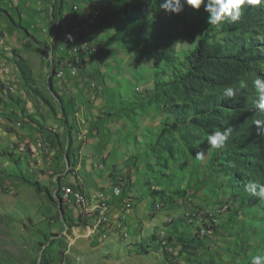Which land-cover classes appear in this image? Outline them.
I'll return each instance as SVG.
<instances>
[{
  "label": "rangeland",
  "instance_id": "obj_1",
  "mask_svg": "<svg viewBox=\"0 0 264 264\" xmlns=\"http://www.w3.org/2000/svg\"><path fill=\"white\" fill-rule=\"evenodd\" d=\"M116 1L104 0L103 9H115ZM72 2H0L44 43L43 47L26 44L25 30L14 32L0 16V46L4 47L0 54V264H250L252 255L264 254V200L234 187L218 162L211 167L214 149L201 130L189 127L192 137H200L189 148L181 140L186 130L175 128L170 107L139 106L154 83L169 81L182 71L185 57L210 26L208 14L186 4L179 15L166 13L159 1L148 9L155 20L150 33L125 14L113 30H89L83 51L93 54L77 61L90 78L86 85H78L66 35L49 34L53 7L68 14ZM100 16L99 9L89 11V26ZM225 36L218 29L213 41ZM256 39L264 49L260 32ZM14 51L27 61L40 94L25 83ZM50 61L57 67L54 86ZM94 71L102 72L103 79ZM257 71L264 74V62ZM97 84L102 94L94 91ZM67 90L79 107L72 132L76 155L71 162L66 159L68 132L60 100L67 99ZM108 106L107 111L124 110L127 116L105 122L100 135L90 137V122ZM21 113L25 119L12 115ZM161 136L170 139L173 156L152 151ZM197 151H204L203 160L195 157ZM130 162L133 173L127 188L132 206H127L115 197L114 184L125 177ZM29 175L47 192L26 184ZM60 181L62 188L83 186L87 205L76 208L83 213L61 203ZM155 194H160L159 200ZM113 206L124 215L113 217ZM125 211H130L127 217ZM70 216L83 217V224L70 227L65 221ZM174 222L187 247H182L176 234L168 244ZM198 234L207 235L203 244L191 243Z\"/></svg>",
  "mask_w": 264,
  "mask_h": 264
},
{
  "label": "trees",
  "instance_id": "obj_2",
  "mask_svg": "<svg viewBox=\"0 0 264 264\" xmlns=\"http://www.w3.org/2000/svg\"><path fill=\"white\" fill-rule=\"evenodd\" d=\"M159 1L162 0H118L116 1L115 9L105 11L102 6L104 0H73L71 11L68 14H65L64 11H61L56 6L53 7V20L49 34L55 38L60 36L65 38L66 32H71L78 24L87 22L89 11L94 9L101 11L99 20L84 29L83 33L81 32L77 35L75 43L69 45L71 56L73 57L71 65L76 70L78 68V71L74 75V78L80 81L78 85H86L87 80L90 78L87 72L81 69L80 63H77L78 59L86 60L89 55L93 54L92 50H89V52L83 51L84 43L89 41L87 32L95 28L103 32L108 28L113 30L117 20L122 14H125L127 18H132L146 32L150 33L154 30L155 20H152L148 9H152ZM0 2H3V0H0ZM202 7L200 10L204 11ZM0 16L6 19L9 27L14 32L21 33L23 29L25 30L28 35L25 37L23 35L26 44L43 47L44 43L37 40L21 23L15 21L10 9L0 7ZM150 19L152 20V24L150 23ZM64 28H66L65 31H63ZM218 29H222L226 33V36L223 40L213 41V33ZM259 32L263 35L264 40V3L259 6H246L241 18L235 23H223L218 26L210 25L205 27L197 43L185 57L182 71L169 81L154 83L153 91L147 94L145 98H140L139 104L141 109L155 104H164L170 107L177 124L175 128H184L186 130L181 135V140L189 148L193 146L194 141L200 139V137L194 138L190 135L188 131L189 127L201 130L206 136L214 131H222L231 127L232 133L225 145L221 149H214V159L211 167H214L215 163L218 162L220 170L228 177L229 182L234 187L241 188L247 195H250L245 191V186L248 183H264V136L257 134L258 130L254 123L257 119L264 121V114L255 108L258 93L253 84V81L257 77L264 79V74L257 71L258 65L264 62V49L259 46L261 41L256 39V34ZM76 48L80 50L74 52ZM3 51L4 47L0 46V54ZM14 55L17 58L15 65L22 74L25 83L35 93L40 94L35 87L36 80L27 61L18 51H14ZM47 65L50 67V83L51 86H54L57 78V67L55 62L52 61ZM94 74L103 79L102 72L94 71ZM56 83L62 85L58 81ZM97 85L98 89L94 90L92 86L90 89H93L98 94L100 92L102 94L101 84ZM228 86L236 89V96L234 98L230 99L223 95L224 88ZM0 88H2V84H0ZM54 91L57 93L56 89ZM66 96L67 99L60 97V100L63 107L64 124L68 132L66 159L71 162V157L76 155L73 147L74 138L72 132L77 128L75 118L79 107L68 90ZM64 99L67 100L66 103ZM109 108L110 106L90 122L88 131L90 137H98L105 122L127 116L124 110L112 113L111 111H107ZM12 115L25 119L23 113L21 115ZM71 118H73V121H71ZM28 119L30 121L34 120L32 116H29ZM58 146L61 147L60 142H58ZM152 151L163 152L173 156L170 139L161 136L157 144L152 146ZM8 156L10 160H13L12 154H8ZM126 169L125 177L116 180V184L114 185L115 188L121 191L119 197L125 201L127 206H132V197H129L127 187L131 185L130 178L133 173V164L130 162ZM25 183L34 187L39 193L47 192V189L42 187L31 175H29L28 179H25ZM70 185L81 191L83 189V186L79 184H76V186ZM62 186L63 183L60 181L59 197L61 203H63L61 198ZM159 195L155 194L158 200L160 199ZM80 212L83 213L81 210ZM65 221L70 227L81 226L84 222L83 217L75 219L72 216L68 219L65 218ZM173 226L168 244H171L175 240L174 235L176 234L178 236L176 238L182 247H187L188 243L179 235V225L174 222ZM52 236L58 235L54 234ZM206 236V234L203 236L198 234L197 237L192 239L191 243L193 242V244L197 245L203 244L201 243L204 241L202 238Z\"/></svg>",
  "mask_w": 264,
  "mask_h": 264
},
{
  "label": "clouds",
  "instance_id": "obj_3",
  "mask_svg": "<svg viewBox=\"0 0 264 264\" xmlns=\"http://www.w3.org/2000/svg\"><path fill=\"white\" fill-rule=\"evenodd\" d=\"M264 0H162L160 10L179 15L183 11L184 4L190 6L193 10L199 11L203 6L204 11L208 14L207 23L209 25H221L223 23H235L239 21L246 6H259ZM71 38V37H69ZM253 84L258 93V99L255 101V108L264 114V79L257 77ZM223 95L227 98L236 96V89L228 86L223 90ZM257 134L264 136V121L255 120ZM232 128L217 130L207 136V144L210 149H221L229 136ZM195 157L203 160L204 151H197ZM245 191L253 197L264 200V183L250 182L245 186ZM227 259V258H226ZM250 264H264V254L251 256Z\"/></svg>",
  "mask_w": 264,
  "mask_h": 264
},
{
  "label": "bare ground",
  "instance_id": "obj_4",
  "mask_svg": "<svg viewBox=\"0 0 264 264\" xmlns=\"http://www.w3.org/2000/svg\"><path fill=\"white\" fill-rule=\"evenodd\" d=\"M90 20L88 18V21L86 20L87 22H84V23H81L80 22L81 24H78L75 27V29H74V31H75V37H77V35H79L84 29H86L87 27H89ZM66 39H68V32H66ZM73 43H75V42H73ZM76 51H77V49H75L74 52H76ZM77 63H79V61H77ZM73 74L74 75L76 74V70L75 69L73 70ZM114 194L116 196H120V194H121L120 189L116 188ZM76 195L78 196V198H77V205L86 206L87 205L86 204V199L84 197L83 192L76 189ZM61 198H62L63 203L66 205V186L65 185H64V187L61 190Z\"/></svg>",
  "mask_w": 264,
  "mask_h": 264
},
{
  "label": "built area",
  "instance_id": "obj_5",
  "mask_svg": "<svg viewBox=\"0 0 264 264\" xmlns=\"http://www.w3.org/2000/svg\"><path fill=\"white\" fill-rule=\"evenodd\" d=\"M77 9V7H76ZM71 37V38H69ZM64 41L68 44L71 45V43L76 41V37H75V31H71L68 32V39H64ZM76 70V69H75ZM63 74L59 75L62 76ZM94 86H96L95 83H93ZM77 198L78 196L76 195V189L73 188L71 185L66 184V205L68 206V208H70L71 210H76V208H78L77 205ZM108 207L103 208L102 211H106ZM84 214H85V210H84Z\"/></svg>",
  "mask_w": 264,
  "mask_h": 264
},
{
  "label": "crops",
  "instance_id": "obj_6",
  "mask_svg": "<svg viewBox=\"0 0 264 264\" xmlns=\"http://www.w3.org/2000/svg\"><path fill=\"white\" fill-rule=\"evenodd\" d=\"M81 184H82V183H81ZM82 191H83L84 193H86V192L84 191V189H82ZM86 194H87V193H86ZM115 197H119V196H116V195H115ZM111 199H112V198H110V201H112ZM112 202H113V201H112ZM75 213H81V212L75 210ZM129 213H130V211H127V212L125 211V216L127 217ZM121 215H124V214H122V213H120L119 211H117V210L114 208V206H113V209H112V216H113V217H118V216H121ZM117 227H118V230H119V231L123 229V225H122V224L118 225Z\"/></svg>",
  "mask_w": 264,
  "mask_h": 264
}]
</instances>
